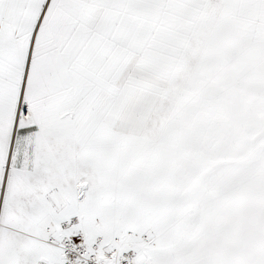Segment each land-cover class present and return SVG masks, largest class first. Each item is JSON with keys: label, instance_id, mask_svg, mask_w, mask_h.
Listing matches in <instances>:
<instances>
[{"label": "snow or ice", "instance_id": "snow-or-ice-1", "mask_svg": "<svg viewBox=\"0 0 264 264\" xmlns=\"http://www.w3.org/2000/svg\"><path fill=\"white\" fill-rule=\"evenodd\" d=\"M0 264H264V0H0Z\"/></svg>", "mask_w": 264, "mask_h": 264}]
</instances>
